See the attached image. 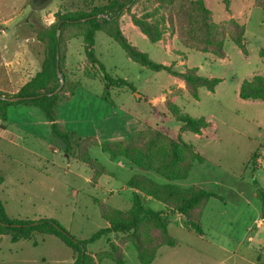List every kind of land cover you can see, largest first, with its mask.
Here are the masks:
<instances>
[{
  "label": "rangeland",
  "instance_id": "1",
  "mask_svg": "<svg viewBox=\"0 0 264 264\" xmlns=\"http://www.w3.org/2000/svg\"><path fill=\"white\" fill-rule=\"evenodd\" d=\"M107 1L44 0L34 5L31 0H0V26L4 29L0 34V90L11 94L16 92L12 91L7 72L10 69L14 73H22L26 69L22 63L29 51L38 57L35 67L39 63L41 66L44 47L37 41L36 35L54 21L57 11ZM252 1L208 0V6L214 20L223 22L230 19L232 14L238 16L241 5L251 4ZM145 6L146 4H138L132 11L140 14ZM247 14L246 11L240 21L246 28L245 47L249 58L239 54V48L230 39L225 41V51L229 57L225 63L218 60L212 63L209 60V57H213L211 54L189 50L180 43L177 44L188 58L186 66H175L177 71L202 65L200 76L208 77L209 72H213L222 82L216 96L208 94L202 88L197 100L188 94L178 98L181 113L193 118L209 116L212 123L211 130L204 129V135L202 132V139H197L190 132L182 133L184 141L202 151L205 161L195 163L187 179L172 183L182 188L197 185L217 195L221 193L224 201L211 199L204 210L201 225L206 235L205 240H201L198 234L184 226L182 215H177L181 217L177 220L179 223L173 217L168 231L178 241L180 250L161 248L155 264H262L264 261V224L259 223L260 203L255 198V181L264 189V130L260 128L264 110L257 111L256 107H250L235 96V90L241 82L256 75H264V61L258 55V51L264 46V26L259 27L254 12L250 14L251 21L247 20ZM128 18L129 15L122 17L123 25ZM166 27L169 30L166 37L171 38L173 34L168 22ZM127 34L136 47L147 53L151 60L159 63L170 60L162 46L152 44L147 39L133 37L128 31ZM94 48L106 72L113 77L128 80L136 87L137 92L153 95L159 87L170 86L167 72H154L132 61L119 44L103 32L96 34ZM85 57L83 40H71L68 68L73 78L80 80V85L73 97L62 102L58 108L61 118L67 122L65 127L76 132L80 138L98 134L102 142L127 138L128 135L120 129L125 130L129 122L136 121L130 116L128 109L138 115V118H144L150 116V108L145 103L135 106V96L138 93L133 94V91L127 89H115L111 92L115 108L102 100L100 95L105 90L104 83L85 78L78 66ZM173 57L176 58L175 55ZM175 89L174 87L173 90ZM220 97L222 100L218 103ZM164 101L160 105L162 126L175 134L180 123L174 119L165 120L167 115ZM32 111L34 114L24 107H9L7 120L3 122L21 140L18 145L0 142V176L3 178L0 200L10 218L54 219L76 238L87 240L106 226L95 201L123 212L128 211L134 191L128 187L127 182L133 175L143 172L125 159L112 160L99 147H92L89 150L91 158L108 172L98 179L97 185H93L90 167L65 153L63 142L51 136V131L44 124L43 121L46 120L43 114L37 108ZM157 122L160 123H154ZM112 131L115 132L111 133ZM29 150L39 153L41 159L29 154ZM257 150H260V157L256 162L257 170L253 171L252 161L249 159ZM119 161L126 167L120 168ZM144 174L159 184L169 183L155 172ZM216 181L223 182L224 186H216ZM231 187L242 191L243 198L249 200V203H244L229 192ZM143 200L145 206L154 211L165 210L164 204L153 198L144 196ZM109 238L114 240L112 235ZM107 246V238H103L90 244L88 249L98 252ZM186 251L191 253L183 258L182 254ZM125 253L128 264L139 263L132 245ZM0 264H73V252L54 236H36L31 241L18 242H11L9 237L0 236ZM101 264L115 263L104 260Z\"/></svg>",
  "mask_w": 264,
  "mask_h": 264
},
{
  "label": "trees",
  "instance_id": "2",
  "mask_svg": "<svg viewBox=\"0 0 264 264\" xmlns=\"http://www.w3.org/2000/svg\"><path fill=\"white\" fill-rule=\"evenodd\" d=\"M138 4H146L140 14L132 11ZM264 14V0H255ZM129 15L131 22L146 36L152 44L164 39L169 31L178 42L189 50L212 54L216 58L226 57L225 41L230 39L243 53L245 47V24L236 18L216 22L205 0H108L103 4H90L77 9L59 10L54 21L37 32L36 39L44 47V56L40 70L15 93L0 90V126L7 120L9 107L26 106L37 108L51 124V135L64 144V152L86 163L93 172L91 183L97 185L98 179L107 170L94 161L89 150L99 147L112 160L125 159L136 166L143 174L133 175L127 182L133 189V200L128 211H120L111 206L99 205L100 215L106 226L87 240H80L70 234L58 221L49 218L23 220L10 218L0 200V236H7L11 242L33 240L36 236H54L60 239L73 252V264H101L110 260L115 264H128L125 250L132 245L139 264H153L162 247L174 248L178 241L168 231L173 217L182 215L184 226L202 236L204 230L201 218L212 198L218 195L200 186L182 188L174 181L188 178L195 163H203L205 156L197 146L182 139V133L201 135L210 127L208 117L193 118L181 113L177 100L181 90L175 89L164 101L165 115L174 119L180 126L177 133L151 123L122 140L99 142L94 136L78 137L59 122V104L73 97L80 80L73 78L68 68L69 42L81 38L84 44L85 59L78 64L83 76L104 83V92L100 98L112 106L116 103L111 97L115 89H127L137 92L136 87L126 79L113 77L106 72L105 66L95 52V38L103 32L119 44L132 61L154 72L165 71L176 81L184 83L186 91L194 99L199 98L200 90L213 92L221 82L218 78H207L198 74L197 68L177 71L175 64L167 66L155 62L149 55L133 45L121 28V19ZM58 30L60 34L58 36ZM264 59V49L259 51ZM60 68L64 78L63 87L56 93L61 81L57 75ZM240 97L249 101H264V75H256L242 82ZM19 98L16 101L9 100ZM152 111L158 106L146 96L140 95ZM260 150L252 153V170L256 171V162ZM155 172L169 181L159 184L144 173ZM3 178L0 176V186ZM256 184V196L260 203V215L264 220V189ZM153 198L165 206L162 212L146 207L143 197ZM111 235L114 240H110ZM107 238V248L98 252L89 251L88 246ZM261 261V258H258ZM264 264V261L262 262Z\"/></svg>",
  "mask_w": 264,
  "mask_h": 264
},
{
  "label": "crops",
  "instance_id": "3",
  "mask_svg": "<svg viewBox=\"0 0 264 264\" xmlns=\"http://www.w3.org/2000/svg\"><path fill=\"white\" fill-rule=\"evenodd\" d=\"M205 2L207 4V6H208V0H205ZM246 11L248 12V14H247L248 15L247 16V20L248 21H251L250 14L252 12H254L255 15H257V21L256 22L259 25V27L264 26V14H263V11H262V9L260 7H258L257 5H255V0H253L251 4H248V5H244L243 4V5H241V9L238 11V16L237 15L235 16V14H232L231 18H236L238 20H241V18L244 15H246ZM121 28H122L124 34L126 35V37L128 38V40L133 45H135V42L132 40V38L130 36H128L127 31L133 37H139V38H142V39H147L146 36L131 22V19L130 18H128L127 22H125V25L122 24V19H121ZM166 35H168V33ZM166 35H165V37H164V39L162 41L156 43L157 45H160V46H162L165 49V52H166V54L168 55V57L170 59L168 61L167 60H164L161 63L164 64V65H167V66L171 65L172 63H174L175 66L178 65V64H183V65L186 66L187 65V62H188V58H187V56H186L185 53H183V52H181L179 50L178 45H177L179 42H178L176 36L173 35L171 38H167ZM263 45H264V43H263ZM262 49H264V46L262 47ZM239 52H240L239 54H241V55L244 54V57H246V58H249L250 57L249 54L243 53L240 49H239ZM173 55H175L176 58H174ZM258 55H259V51H258ZM259 57H260V55H259ZM37 58L38 57L32 51H29V54H26L25 55L24 61L22 63L23 66L26 67V69L24 71H21L22 73H14L10 69L8 70L7 73L10 76L12 91H17L21 86H23L28 80H30L40 70V63L37 65V68L35 67L36 62L38 63V59ZM228 59H229L228 54L226 55V57L224 59H219V58H216L215 56L209 57V60L212 63L215 62V60H218L221 63H225V62H227ZM261 59L264 61L263 58H261ZM193 67L194 68H197L198 74H200V71L202 69L201 67H203V66L201 65V66H193ZM11 75H12V78H11ZM168 78H170V86L169 87H159L156 94L148 95V94H142L140 92H137L138 94L135 96V101H134L135 106H139V104L145 103L149 107V105L146 102H144L143 100L139 99L140 98V95H141V97L142 96L149 97L154 103H156V105L159 106L158 107L159 110L158 111H152V109L149 107L150 108V116L149 117H144V118H138V115L136 116L135 114H133V112L130 109H128V112L131 114L130 116L133 117L134 120H136V121H132L131 123L129 122L127 124V128H125V130L120 129V130L124 131L125 135L130 136L135 131L142 130V129L146 128L149 123H151L152 125H155V126L157 125V127H159V126L161 127L163 125V123L161 121L162 116H161V108H160V105L163 103V101L165 100L166 96L169 95L172 92V90H173L174 87L176 89L181 90V95L182 96L179 99H181L183 96H186L187 94L190 95L186 91L184 83H180V82L176 81L170 74H169V77ZM207 78H218L222 82V79L219 78V77H217V76H215V74H213V72H209ZM221 82L218 84V86L215 88V90L213 92L207 90L208 94H213L214 96H216L217 95V89H218L219 85L221 84ZM241 84H242V82L238 85V87L235 90V96H236V98L238 100H241L245 104H248L250 107L251 106L256 107L255 110H257V111L264 110V101H249V100H243L240 97L239 93H240ZM134 93L135 92H133V94ZM221 97H224V95H222ZM221 97L219 98L218 103L221 102V100H222ZM178 100H177V102H178ZM60 105H62V103L59 104V107H60ZM16 107H24V108H27L29 110V112H31L32 114H34L33 113L34 111H32V109H36L35 107H26V106H16ZM114 108H115V106H114ZM208 118H209V121H210L211 117L208 116ZM58 119H59V122L63 123L64 125H67V122L63 118H61L60 111H58ZM165 120H169L170 121L172 119H170L168 116H166L165 117ZM156 121H159L160 123L159 124H158V122L157 123H154ZM43 122L46 125L47 129H49V131H51V124H50V122L47 121V120L46 121H43ZM210 123H212V122L210 121ZM261 123H262V126L260 128L264 130V120H262ZM162 127H164V126H162ZM208 128L211 130V126L208 127ZM208 128H206V129H208ZM114 132L115 131H112L111 133H114ZM204 133H205V131L203 130V135H204ZM203 135H196V138L197 139H202L204 137ZM94 137L97 138L99 142H102V140L99 138L98 134H94ZM125 138L123 137V138H119V139H115V140H122V139H125ZM20 140H21V137L20 136L14 134L12 132H10L8 130V128L2 123V126H0V142H5L7 144L18 145V143H19ZM110 141H114V140H110ZM29 154L34 155V156H37V157H39V159H41L40 154L37 153V152H34L32 150L31 151L29 150ZM118 166L120 168L126 167V165L124 163H122L121 161L118 162ZM214 184L216 186H218V187L219 186H224V183L223 182H217L216 181V182H214ZM229 192H231L233 195H235L238 199L242 200L244 203H247V204L249 203V200H247L246 198H243L242 191L236 189L235 187L229 188ZM218 195L219 196L217 198H212V200H215V201L217 200V201L223 202L224 201V200H222V199H224L223 198V194L218 193ZM255 198L257 199L256 194H255ZM175 218H176V221L179 220V219H181L180 216H175ZM177 223H179V222L177 221ZM259 223L260 224H262V223L264 224V220H262L260 218ZM180 226H182V225L180 224ZM198 236L201 238V240H205V236H206L205 233L202 236H200V235H198ZM179 246L180 245H178V246H176V247H174L172 249H174L176 251H179L180 250ZM177 248H179V249H177ZM185 250H187V249H185ZM190 253H191L190 251H186L184 254H182V257L183 258H184V256H187L188 257V255ZM158 254H159V252H158ZM157 259H158V255H157V258H156V260H155V262L153 264L156 263Z\"/></svg>",
  "mask_w": 264,
  "mask_h": 264
},
{
  "label": "water",
  "instance_id": "4",
  "mask_svg": "<svg viewBox=\"0 0 264 264\" xmlns=\"http://www.w3.org/2000/svg\"><path fill=\"white\" fill-rule=\"evenodd\" d=\"M58 36H59V34H60V31L58 30ZM57 75H58V77L60 78V81H61V83H60V85H59V87L54 91V93L53 94H56L62 87H63V84H64V78H63V76H62V74H61V71H60V68L59 67H57ZM19 98H14V99H9V100H13V101H16V100H18Z\"/></svg>",
  "mask_w": 264,
  "mask_h": 264
},
{
  "label": "flooded vegetation",
  "instance_id": "5",
  "mask_svg": "<svg viewBox=\"0 0 264 264\" xmlns=\"http://www.w3.org/2000/svg\"><path fill=\"white\" fill-rule=\"evenodd\" d=\"M44 0H31V2L34 4V5H38L39 3H42Z\"/></svg>",
  "mask_w": 264,
  "mask_h": 264
},
{
  "label": "built area",
  "instance_id": "6",
  "mask_svg": "<svg viewBox=\"0 0 264 264\" xmlns=\"http://www.w3.org/2000/svg\"><path fill=\"white\" fill-rule=\"evenodd\" d=\"M3 32H4V29H2L0 26V34H2Z\"/></svg>",
  "mask_w": 264,
  "mask_h": 264
}]
</instances>
